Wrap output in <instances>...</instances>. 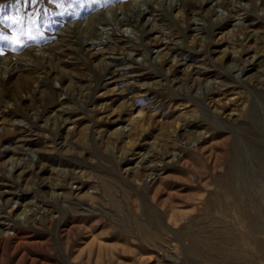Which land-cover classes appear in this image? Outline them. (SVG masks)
Listing matches in <instances>:
<instances>
[{"label":"rangeland","instance_id":"rangeland-1","mask_svg":"<svg viewBox=\"0 0 264 264\" xmlns=\"http://www.w3.org/2000/svg\"><path fill=\"white\" fill-rule=\"evenodd\" d=\"M0 264H264V0H0Z\"/></svg>","mask_w":264,"mask_h":264}]
</instances>
